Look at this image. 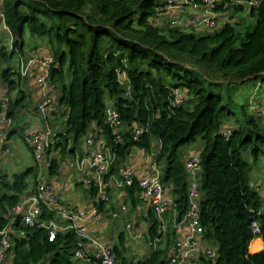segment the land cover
Listing matches in <instances>:
<instances>
[{
    "label": "trees",
    "instance_id": "1",
    "mask_svg": "<svg viewBox=\"0 0 264 264\" xmlns=\"http://www.w3.org/2000/svg\"><path fill=\"white\" fill-rule=\"evenodd\" d=\"M2 1L5 26L12 35L11 52L3 47L2 60L24 58L28 32L44 39L55 58L50 82L59 83L60 101L67 110L65 133L52 138L47 152L65 153L70 140L80 142L95 124L114 157L107 184L133 149L151 153L154 141L161 142L156 162L175 203L170 222L164 231L151 207L146 240L158 241L157 246L144 259H129L121 234V247L111 249L118 263L169 264L177 240L174 222L183 221L189 210L184 148L201 138L200 224L205 241L218 251L215 264H264V249L249 250L256 238L264 241V219L258 215L262 195L251 182L253 165L264 159V128L248 104H239L234 97L239 84L264 80V1L258 7L229 8L223 2L215 11L228 18L217 30L201 35L152 25L149 21L164 7L159 0ZM120 70L126 73L130 97L117 78ZM1 76L10 95L17 91L6 113L14 122L17 109L29 104L28 96L21 88L19 68H6ZM177 89L185 93L183 106L175 105ZM111 104L121 122L118 135L106 119ZM14 124L7 140L15 133ZM228 124L234 128L226 136ZM136 129L142 131L138 137ZM19 134L22 137L24 130ZM247 150L254 163L244 160ZM57 162L50 160L51 174ZM39 182L38 164L11 177L0 169V232H12V264H100L92 258L88 262L75 259L73 232H59L51 242L47 229L26 226L14 215L12 209L22 197L34 194ZM89 187L102 210L110 197L105 202L98 186ZM139 189L135 179L125 190L133 197ZM42 217L55 221L46 209ZM254 220L261 225L258 236L250 228Z\"/></svg>",
    "mask_w": 264,
    "mask_h": 264
},
{
    "label": "crops",
    "instance_id": "2",
    "mask_svg": "<svg viewBox=\"0 0 264 264\" xmlns=\"http://www.w3.org/2000/svg\"><path fill=\"white\" fill-rule=\"evenodd\" d=\"M161 5H165L164 0H159ZM178 7L172 10H167L163 12V8L159 10L158 14L155 16L162 23H168L171 19H177L180 21L181 29L183 31H191L198 35L205 34L204 30L200 28H188L187 20L191 17H205L206 7L201 4H197L191 0H175ZM241 1L243 0H235ZM3 8V1L0 0V9ZM228 16H219L220 24L224 23ZM4 39L9 40V45L11 44L12 35L7 27L0 22V95L8 97L9 99H14L17 96V91L9 94L8 85L4 83L1 73L5 68L4 60L1 57V49L6 47L2 45L1 42ZM41 43L37 45V49H27L24 58L33 55L40 54L43 56H50L51 49L44 39L39 40ZM11 49V45H10ZM18 66L16 68L20 69V57L15 56ZM251 85V87H249ZM22 90L28 96L29 104L24 108L17 109L15 118V133L9 138L5 151L0 149V169L6 172L10 177L16 175L17 173H22L25 170L35 167L37 162L34 160L32 152L23 140V137L19 134L20 130H24V133L28 132H44L49 133L51 138H53L58 133L64 134V122L66 117L63 115L66 113V106L60 101L61 89L59 83L54 84L50 82L49 91L54 95V105L51 107L49 113L43 116L37 110V105L41 99H43L44 91L41 85L38 83L35 77L24 78L22 77ZM234 97L237 103L242 104L245 101L249 106V111L255 115L259 121L260 125L264 128V117L259 115L256 106L263 102L264 103V80L260 79L258 81L248 82L244 84H239L237 87ZM3 115L0 114V126L3 124ZM232 123V122H231ZM15 125V124H14ZM13 125V127H14ZM234 128L233 124H228L225 127V132L230 131ZM98 128L95 124L91 127L88 134L78 143L69 141V145L65 153L60 150H50L47 152V165L45 167H40L39 165V179L41 181L53 182L57 185V195L59 197V208L67 209L70 212L76 210L84 211L86 213L91 212L95 207H97L98 199H94L90 195V187L87 184L88 179L91 178V172L88 169L87 162L82 164L85 160L88 148L85 145V140L91 136ZM100 135V134H99ZM19 137L21 141L24 142L26 151L19 150L20 144L17 141ZM100 138L104 142L106 148V141L100 135ZM204 143V142H203ZM161 148V142L155 140L153 144V150L151 153H147L140 149H133L132 153L128 157L127 161H122L117 167L116 174L111 175L112 177H120L119 175L123 170H127L133 175L138 181L142 178L150 177L157 171L159 172V167L157 165L156 159L157 154ZM204 144L200 150L189 149L184 152L187 158L192 155H199L203 150ZM110 153V149L106 148ZM20 152L17 156V152ZM57 159L58 168L55 174H51L49 171L50 160ZM12 162V163H11ZM15 163V165H13ZM251 163V162H250ZM254 163V162H252ZM264 163V159H261L256 167ZM6 165V166H5ZM255 165V164H254ZM251 171V182L255 189L261 193L262 199H264V179L261 173H252L255 166ZM258 171V170H257ZM48 173V174H47ZM160 173V172H159ZM257 178V180L255 179ZM109 180V179H108ZM256 180V181H255ZM39 182V183H40ZM108 196L110 200L104 203L102 210L100 208V219L93 223L87 221L83 223V227L88 235L92 239L98 240L104 245H109L111 248L115 246L121 247V234H124V252L127 254L129 259H144L148 257L151 253V249L157 246L158 241H154L150 244L146 240L147 231L149 229V217H150V204L149 200L141 192V190H135L134 196L128 195L126 188L117 187L114 181H108L106 186ZM165 194L167 198H172L169 194L168 189L165 187ZM103 203V202H102ZM152 210V209H151ZM171 212V211H170ZM169 212V213H170ZM164 219L163 230L165 231L167 222L169 224L170 217L169 214ZM169 220V221H168ZM174 227L177 233L176 242L183 236L187 235V223L181 221L179 223L174 222ZM128 225H131V229H128ZM166 225V226H165ZM130 232V234H129ZM134 235V236H132ZM175 242V244H176ZM207 244V243H206ZM257 244V245H256ZM87 250L93 251V244L88 241ZM208 245V244H207ZM253 245H256L253 248ZM264 241L262 238H256L253 240L249 246L251 253H258L263 251ZM173 252L177 253V249L174 245ZM202 258L208 260L202 252L198 256H195L193 262L195 264H204ZM205 260V261H206Z\"/></svg>",
    "mask_w": 264,
    "mask_h": 264
},
{
    "label": "built area",
    "instance_id": "3",
    "mask_svg": "<svg viewBox=\"0 0 264 264\" xmlns=\"http://www.w3.org/2000/svg\"><path fill=\"white\" fill-rule=\"evenodd\" d=\"M264 0H200L201 5L206 7L205 17H191L187 20L188 28H200L205 33L217 30L220 27L219 14L215 11L223 2L225 8L233 5L258 7ZM163 12L172 10L178 7L175 0H164ZM0 22L5 26V14L3 8L0 9ZM152 25L158 28L167 26L181 27L180 21L171 19L168 23H162L158 18L153 17L149 21ZM7 27V26H5ZM12 48V47H11ZM53 55L43 56L40 54H33L29 57L20 59V75L24 78L35 77L41 85L44 96L37 105V110L43 116H46L51 107L54 105V95L49 91L50 77L53 65L55 64ZM118 80L125 87V96L130 97L131 87L127 80L126 73L122 70L118 71ZM174 98L176 106L185 105L184 91L174 90ZM9 98L0 95V107L2 108L3 124L0 126V149L5 151L8 143L7 136L9 131L13 128L14 122L12 118L6 116L9 109ZM259 115L264 117V103L261 102L256 106ZM106 119L115 134L120 132V119L117 109L111 104L106 110ZM142 131L136 129L135 136L138 137ZM224 135L228 136V132L224 131ZM23 140L32 152L34 160L40 167L47 165V150L53 144V140L49 133L44 132H28L23 134ZM120 140V138L118 137ZM85 145L88 148L86 159L82 161L87 162L88 169L91 172V178L88 179L87 184L90 186L99 187V196L103 201H108L109 196L106 191L105 178L108 177L111 166L114 162V157L107 151L103 140L100 138L98 132H94L91 136L86 138ZM4 153H8L5 151ZM185 168L190 182L189 187V210L183 222L187 223V235L181 237L175 244L177 253L173 255L169 264H195L193 259L198 256L200 252L215 264L218 257V251L215 246H210L204 239V232L200 224L199 204L201 199L200 193V171L201 159L199 155H192L186 158ZM150 177L142 178L138 181L139 188L143 195L149 200L150 207L158 215L162 224L164 219L175 206L173 199L167 198L165 194V186L163 185L160 174L157 171ZM120 177L109 176V181H114L117 187L126 188L133 186L136 179L127 170L119 175ZM59 197L57 195V185L49 181H41L38 185L37 191L29 196H24L12 210L16 217L21 218L24 225L29 227H39L48 230L50 241L53 242L57 238V233L73 232L77 236L76 244L73 250L75 259L84 262L95 259L100 264H119L115 255L112 254V248L109 245H104L97 239L94 240L88 235L83 227V223L91 221L97 222L101 215L97 207L91 212H84L76 210L70 212L67 209L59 208ZM44 209L53 214L55 221H48L44 219ZM258 215L264 219V199L261 201V206L258 210ZM128 225V229H131ZM261 225L258 220H254L251 224V231L255 236L261 233ZM10 230H3L0 232V264H12V244ZM130 234V232H129ZM134 236V235H132ZM90 241L94 248L93 251L87 250V242ZM208 245H207V244Z\"/></svg>",
    "mask_w": 264,
    "mask_h": 264
},
{
    "label": "rangeland",
    "instance_id": "4",
    "mask_svg": "<svg viewBox=\"0 0 264 264\" xmlns=\"http://www.w3.org/2000/svg\"><path fill=\"white\" fill-rule=\"evenodd\" d=\"M138 19H139V15H137V17L135 18V21L137 22ZM252 23L255 24L256 23V19H253L252 20ZM39 40H42V39L39 38V37H35V36L31 35L28 32L27 33V36H26L27 49H30V50L37 49V45H39L41 43ZM1 44L6 46V49L8 50V52H11L10 45H9V40L8 39L2 40ZM4 64H5V68H10V67H13L14 68V65L15 66H18L17 60H16L15 57L12 58V59H9L8 61H4ZM249 87H251V85H249ZM245 103L246 102L243 101L242 102V105H245ZM236 114H237L238 118H240V116L238 115V112H236ZM16 138H17V141L20 144V148H19L20 152L21 151H26L27 148L25 147L24 142L21 141V139L19 137H16ZM203 144H204L203 143V140L201 138H198V140L195 143L189 144L188 146H186L184 148V150L185 151H188L189 149L200 150L201 147L203 146ZM20 152L19 151L17 152V156L19 155ZM244 152H245V153H243L244 154V160L246 162L248 161V162H251L252 163L253 160H254V158H253L252 154L250 153V151L247 150V151H244ZM13 165H15V163H13ZM254 166H255V168H254V170H253L252 173H261V174H263V179H264V163L259 164L257 167H256V164ZM255 179L257 180V178H255ZM256 245H253V248H255Z\"/></svg>",
    "mask_w": 264,
    "mask_h": 264
},
{
    "label": "water",
    "instance_id": "5",
    "mask_svg": "<svg viewBox=\"0 0 264 264\" xmlns=\"http://www.w3.org/2000/svg\"><path fill=\"white\" fill-rule=\"evenodd\" d=\"M247 16H248V14H247Z\"/></svg>",
    "mask_w": 264,
    "mask_h": 264
}]
</instances>
